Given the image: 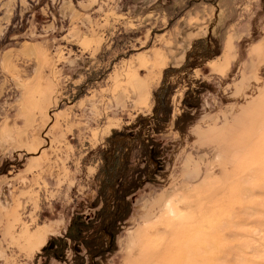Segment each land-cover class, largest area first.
I'll list each match as a JSON object with an SVG mask.
<instances>
[{
	"label": "rangeland",
	"instance_id": "rangeland-1",
	"mask_svg": "<svg viewBox=\"0 0 264 264\" xmlns=\"http://www.w3.org/2000/svg\"><path fill=\"white\" fill-rule=\"evenodd\" d=\"M11 11L0 264H264V0Z\"/></svg>",
	"mask_w": 264,
	"mask_h": 264
},
{
	"label": "crops",
	"instance_id": "crops-1",
	"mask_svg": "<svg viewBox=\"0 0 264 264\" xmlns=\"http://www.w3.org/2000/svg\"><path fill=\"white\" fill-rule=\"evenodd\" d=\"M17 0H0V30L1 26L8 24L11 19L12 9L16 6Z\"/></svg>",
	"mask_w": 264,
	"mask_h": 264
}]
</instances>
